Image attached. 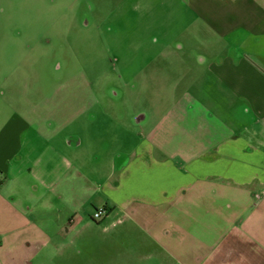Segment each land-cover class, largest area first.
<instances>
[{
  "label": "crops",
  "instance_id": "obj_1",
  "mask_svg": "<svg viewBox=\"0 0 264 264\" xmlns=\"http://www.w3.org/2000/svg\"><path fill=\"white\" fill-rule=\"evenodd\" d=\"M164 6L169 39L123 70L135 99L59 85L0 124V251L34 250L21 264L103 222L154 264H264V0Z\"/></svg>",
  "mask_w": 264,
  "mask_h": 264
},
{
  "label": "rangeland",
  "instance_id": "obj_2",
  "mask_svg": "<svg viewBox=\"0 0 264 264\" xmlns=\"http://www.w3.org/2000/svg\"><path fill=\"white\" fill-rule=\"evenodd\" d=\"M167 2L0 0V124L16 110H30L26 102L50 99V91L59 85L65 86L61 95L75 99L79 93L83 102L105 90L117 101L127 95L135 99L132 85L137 87L138 78L123 75V70L136 69L139 54L157 51L154 39H169L170 29L161 26L168 20L162 7ZM95 205L88 204L80 214L91 217ZM105 224H94L100 230L85 232L81 241L74 235L64 236L63 247L40 251L31 257L33 264H154L155 247L107 242L108 237L112 239V227L105 229ZM30 239L19 237L22 243ZM10 248L0 251V264L7 255L21 264L34 251Z\"/></svg>",
  "mask_w": 264,
  "mask_h": 264
},
{
  "label": "built area",
  "instance_id": "obj_3",
  "mask_svg": "<svg viewBox=\"0 0 264 264\" xmlns=\"http://www.w3.org/2000/svg\"><path fill=\"white\" fill-rule=\"evenodd\" d=\"M107 214H108L107 207L100 206L94 211L93 219L96 221H101L102 219H104L106 217Z\"/></svg>",
  "mask_w": 264,
  "mask_h": 264
}]
</instances>
